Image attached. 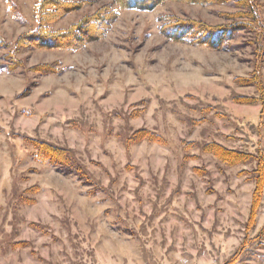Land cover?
Segmentation results:
<instances>
[{"label": "rangeland", "instance_id": "1", "mask_svg": "<svg viewBox=\"0 0 264 264\" xmlns=\"http://www.w3.org/2000/svg\"><path fill=\"white\" fill-rule=\"evenodd\" d=\"M38 1L0 0V264H264L251 158L264 150V0H251L262 25L218 50L161 27L232 24L247 12L236 0H67L81 5L42 24L56 34L100 18V37L19 47ZM26 138L68 163L39 160ZM213 142L251 156L228 164Z\"/></svg>", "mask_w": 264, "mask_h": 264}, {"label": "trees", "instance_id": "2", "mask_svg": "<svg viewBox=\"0 0 264 264\" xmlns=\"http://www.w3.org/2000/svg\"><path fill=\"white\" fill-rule=\"evenodd\" d=\"M164 0H116L117 5L120 8H135L141 10H150L157 6ZM194 3H220L230 0H185ZM240 3L241 8H246L247 12L242 16L244 19H239L232 24L225 25H208L202 22L192 21V20H174L170 21L167 24H163L162 31L165 36L174 40V41H188L191 43H196L200 45H205L213 49H222L226 44L233 38L235 31L239 28H244L246 25L253 23H258V12L256 11L254 4L251 0H236ZM81 2H72L67 0H39L38 1V10L41 14L39 25L28 31V33L19 36L17 42L15 43L20 47L28 46L33 48H63V47H78L88 40L98 38L103 33V24L101 23L100 18L94 19L92 23L85 22L79 23L73 29L66 30L61 33H54L48 30L42 23L45 19H51L57 14L71 12L78 7H80ZM250 14V16H249ZM45 18V19H44ZM249 20V22H245ZM84 25V26H83ZM257 25V24H256ZM255 25V26H256ZM262 24L258 23V26ZM257 27V26H256ZM91 32V33H89ZM259 39V38H258ZM261 39V38H260ZM4 43L3 37H0V45ZM258 49L261 48V44L258 40ZM5 65H7L5 63ZM8 67V65H7ZM48 66L42 67L41 72L46 73L49 70H46ZM9 68V67H8ZM143 135V134H142ZM145 137L150 135L147 132H144ZM139 136L138 134L136 135ZM135 137V136H134ZM26 142L31 148L34 149V156L39 160L46 161L49 164L57 166L58 164H64L65 150L60 147H56L53 144H50L44 140H38L34 138H26ZM209 151L213 152L220 160L228 164H236L247 161L248 157L251 154L238 151L234 149H229L222 146L219 143L213 142L209 143L207 146ZM256 158V169L254 176V192H253V204L254 201L258 200L257 198L261 196L264 186V150L261 149L259 156H251V158ZM72 163L69 161V164Z\"/></svg>", "mask_w": 264, "mask_h": 264}]
</instances>
